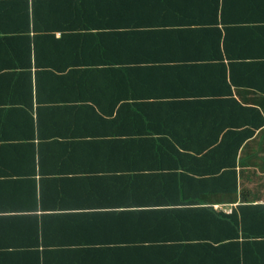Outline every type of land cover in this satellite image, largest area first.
<instances>
[{
    "label": "crops",
    "instance_id": "crops-1",
    "mask_svg": "<svg viewBox=\"0 0 264 264\" xmlns=\"http://www.w3.org/2000/svg\"><path fill=\"white\" fill-rule=\"evenodd\" d=\"M43 17L39 26L55 27L60 42L37 48L43 66L30 63L32 76L80 60L74 32L61 37L76 18ZM0 30L10 44L25 42L15 20ZM92 31L104 39L90 41V67L122 69L117 87L96 95L101 106L147 116L87 128L40 110L33 139L46 145L0 152V221L23 220L0 232V264H264V0H108L90 11ZM17 63L29 69L25 53L0 45V71ZM23 105L0 91V148L29 141ZM84 133L107 151L49 149ZM148 143L180 150L128 147ZM231 169L235 193L220 180ZM216 204L245 207L247 240H224L242 232L215 215Z\"/></svg>",
    "mask_w": 264,
    "mask_h": 264
},
{
    "label": "trees",
    "instance_id": "trees-1",
    "mask_svg": "<svg viewBox=\"0 0 264 264\" xmlns=\"http://www.w3.org/2000/svg\"><path fill=\"white\" fill-rule=\"evenodd\" d=\"M108 0H0V25L3 21L11 22L17 21V27L19 33L22 34L25 42L20 44H10L3 37H0V45L10 48L14 55L25 53L28 59L29 69H24L22 64L17 63L14 66L18 69L0 71V91L7 92L9 97L14 98L15 102L23 103V107H19V117L23 115L28 117L31 123L32 133L29 137V141L25 143H15L0 148V152H21L26 151L29 153H38L41 145H46V140H37L34 142V127L38 125L40 127V110L44 107L50 108V110H57L56 116L60 119L70 122L75 127H90V121L94 122H119L121 120L135 119L138 117L147 116V111L140 110L141 112L131 110L123 111L118 108L115 102H111L108 111L105 105L101 106V97L96 95L103 91L104 87L116 88L118 84V74L122 69H114L113 67H98L97 65H91L90 67V41H99L96 44L101 45L103 42V36L100 38L96 31L90 32V11L99 9V6L106 5ZM54 11L63 12L65 14H72L77 21V29H71L68 24L61 27V37L63 40L66 35L64 32H74L73 39L76 41L77 49L76 55L80 60L76 62H68L67 64L57 67V65L49 64L50 69H42V71L35 72L32 76L30 71V63H34L37 68L41 65L37 59L39 46L43 43L51 44L50 42H60L54 36L55 27L52 26H39V21L44 18V13H52ZM112 28L118 27V24H110ZM73 27V26H72ZM3 30V28H1ZM0 30V31H1ZM66 30V31H64ZM73 30V31H71ZM44 32V33H42ZM21 40V39H20ZM84 57H88L85 59ZM15 61V60H14ZM56 71H53V70ZM38 74V75H36ZM223 76L226 78V73L223 70ZM114 77V78H113ZM230 88V86H229ZM90 91L94 95L90 97ZM57 93H59L57 95ZM76 95V96H66ZM22 97L28 98V102H23ZM19 98V99H18ZM35 98L36 110L33 107V101ZM240 109L245 111L254 110L251 107H243L236 103ZM97 107L98 109H96ZM18 108V107H16ZM117 108L116 111L114 109ZM248 113V112H247ZM18 115V114H16ZM253 128L255 127L254 122H249ZM259 123H262L260 120ZM253 130H246V134L240 138L237 144L236 150L242 144V142L249 136ZM71 143H60L58 148H49L50 151L55 153H70L77 151L90 152V147L93 149H100L107 151L108 146L103 142L90 143V134L84 133L80 135H73L70 139ZM138 141L137 139H131L129 144ZM149 145H128V147H134L136 151H179L176 145L168 143H148ZM2 146V145H0ZM210 149L216 147V145H209ZM218 146V145H217ZM113 149H121L120 146H110ZM234 153V158L236 155ZM220 180L224 191L233 192L236 191V175L234 170L224 171L221 175ZM246 209H248L246 207ZM245 207H239L237 210H232L231 213L225 214L222 212L215 213L217 216L223 217L228 227L237 232H242L236 239H229L231 234L225 235L224 240H242L245 241ZM23 220L13 219V221L5 219L0 221V232L10 231L14 227L22 225ZM233 242V241H232Z\"/></svg>",
    "mask_w": 264,
    "mask_h": 264
},
{
    "label": "built area",
    "instance_id": "built-area-1",
    "mask_svg": "<svg viewBox=\"0 0 264 264\" xmlns=\"http://www.w3.org/2000/svg\"><path fill=\"white\" fill-rule=\"evenodd\" d=\"M214 207H215V209L220 210V211H222L224 213H230L231 212V206L230 205L216 204V205H214Z\"/></svg>",
    "mask_w": 264,
    "mask_h": 264
},
{
    "label": "clouds",
    "instance_id": "clouds-1",
    "mask_svg": "<svg viewBox=\"0 0 264 264\" xmlns=\"http://www.w3.org/2000/svg\"><path fill=\"white\" fill-rule=\"evenodd\" d=\"M220 205H227V204H220ZM218 211H220V210H218ZM220 212H222V211H220ZM231 212H232V207H231ZM222 213H224V212H222ZM225 214H229V213H225Z\"/></svg>",
    "mask_w": 264,
    "mask_h": 264
}]
</instances>
